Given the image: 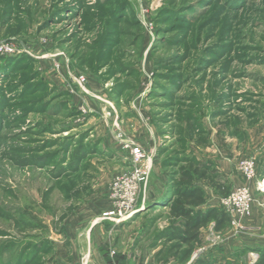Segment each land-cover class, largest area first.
<instances>
[{
	"label": "rangeland",
	"instance_id": "1",
	"mask_svg": "<svg viewBox=\"0 0 264 264\" xmlns=\"http://www.w3.org/2000/svg\"><path fill=\"white\" fill-rule=\"evenodd\" d=\"M9 38L31 54L0 56V264H142L146 250L159 264H183L186 247L161 236L189 167L180 137L190 117L241 137L254 115L264 119V0H0V40ZM42 59L65 83L67 63L85 76L84 94L89 73L107 89L128 75L151 84L153 117L177 128L160 165L165 198L121 223L102 217L112 179L131 167L117 133L140 142L117 120L113 137L89 128ZM158 178L151 172L152 186ZM208 187L223 209L229 191ZM239 247L235 264L264 259L262 245Z\"/></svg>",
	"mask_w": 264,
	"mask_h": 264
},
{
	"label": "crops",
	"instance_id": "2",
	"mask_svg": "<svg viewBox=\"0 0 264 264\" xmlns=\"http://www.w3.org/2000/svg\"><path fill=\"white\" fill-rule=\"evenodd\" d=\"M40 64L42 67L47 66V74L55 83H63L73 100V106L81 108L82 114L86 115L89 128L102 129L100 126H105L109 133L107 136L113 137L112 124L117 120L121 128L127 130L129 134L131 133V136L150 152L149 154L154 158L152 172L156 173L159 178L155 186H152V182L149 181L145 201L150 202L161 198L165 194L167 186L160 165L163 162L164 150L168 148L167 146L171 144L170 149H173L177 143L173 142L176 130L171 129V125L169 130L166 129L167 125L172 122H157L153 117L151 96L154 95L152 93L154 89L150 86L151 84L144 85L142 79L140 84H134L131 76L128 75L125 79L118 80L114 87L107 89L98 82L95 75L89 73L87 84L90 92L93 93L84 94L76 81L71 80V83H65L62 80L63 71L58 73L56 70L48 69V66H51V60L42 59ZM144 72V78H146L148 75L146 69ZM150 75L148 76L151 77ZM119 83L122 84L121 87L117 86L120 85ZM94 118H98L100 123L93 120ZM215 122L218 123L219 119H216ZM201 126L206 132H197L193 135L194 138L185 139L187 141L185 155L195 156L200 161L205 160L212 163L214 168L228 180L231 189L240 185H250L254 202L252 214L250 217L244 218L245 225L250 228L248 234L247 232L235 233L231 225L221 231H216L212 222L202 230L201 242L196 250V255L198 257L211 254L215 264H235V260L230 256L236 248H240L239 245H251L254 249L257 246H264V119L254 115L251 125L245 130V137L238 136L236 127L227 128L219 124L216 127L211 124L207 126V122L201 123ZM249 155H254L257 159L258 174L254 180L248 182L239 169V162ZM126 164L131 165V159ZM197 184L206 187L208 201L203 208L207 205L219 207L220 196L218 193L209 189L207 182L200 181ZM157 253L158 251L150 255L147 250L144 251V255L141 257L142 264H159L156 260ZM191 262L192 260L188 263Z\"/></svg>",
	"mask_w": 264,
	"mask_h": 264
},
{
	"label": "built area",
	"instance_id": "3",
	"mask_svg": "<svg viewBox=\"0 0 264 264\" xmlns=\"http://www.w3.org/2000/svg\"><path fill=\"white\" fill-rule=\"evenodd\" d=\"M29 50L25 47L19 49L14 38L0 40V56L16 54ZM59 69V62L56 64ZM68 75L76 81L79 87L86 90V77L73 73L66 65ZM75 74V75H74ZM116 138L123 143L125 149L130 150L132 157L131 167L118 173L110 183V209L103 212L102 217L121 223L132 218V215L144 207L146 204V194L148 182L152 169V156L140 143L128 138L124 132L117 133ZM239 169L246 181H252L257 177V159L254 155L242 158L239 162ZM221 205L230 216V225L236 232H250V228L245 225L244 218L252 214L254 202L253 192L250 185H240L235 187L228 195L221 198Z\"/></svg>",
	"mask_w": 264,
	"mask_h": 264
},
{
	"label": "trees",
	"instance_id": "4",
	"mask_svg": "<svg viewBox=\"0 0 264 264\" xmlns=\"http://www.w3.org/2000/svg\"><path fill=\"white\" fill-rule=\"evenodd\" d=\"M121 85L117 86L121 87ZM187 122V134L184 137H180V139H192L195 133L204 132L203 128L198 127L191 117L187 119ZM187 161L189 162V167L183 169L181 173L180 186L177 190L175 186L173 187L179 198L170 207L172 221L161 232V236L169 242H177L176 246L186 247L183 255L179 258L183 264L191 260L192 254L199 246L203 228L212 222L216 231H221L230 225V216L224 209L211 205L203 208L208 201V195L206 188L198 185L197 182L201 181L211 184L222 195L226 192L225 190L229 191L228 194L233 190L228 184V180L222 176L220 171L214 168L212 163L205 160L200 161L195 156H187ZM169 190L167 186L166 192L161 198H165ZM161 198H158L156 201L161 200ZM156 205H159V203ZM192 264L215 263L210 258L198 256L194 258ZM257 264H264V259Z\"/></svg>",
	"mask_w": 264,
	"mask_h": 264
},
{
	"label": "bare ground",
	"instance_id": "5",
	"mask_svg": "<svg viewBox=\"0 0 264 264\" xmlns=\"http://www.w3.org/2000/svg\"><path fill=\"white\" fill-rule=\"evenodd\" d=\"M263 186H264V183H263Z\"/></svg>",
	"mask_w": 264,
	"mask_h": 264
}]
</instances>
